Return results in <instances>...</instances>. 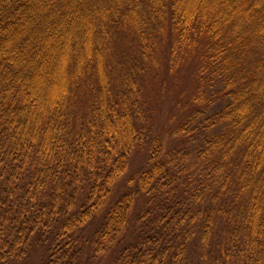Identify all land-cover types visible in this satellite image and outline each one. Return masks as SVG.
<instances>
[{
  "label": "trees",
  "instance_id": "obj_1",
  "mask_svg": "<svg viewBox=\"0 0 264 264\" xmlns=\"http://www.w3.org/2000/svg\"><path fill=\"white\" fill-rule=\"evenodd\" d=\"M0 264H264V0H0Z\"/></svg>",
  "mask_w": 264,
  "mask_h": 264
}]
</instances>
